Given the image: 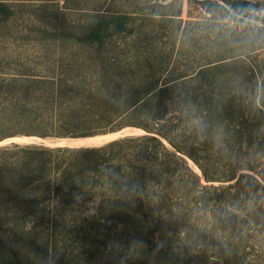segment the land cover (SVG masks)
I'll list each match as a JSON object with an SVG mask.
<instances>
[{
    "label": "trees",
    "instance_id": "trees-1",
    "mask_svg": "<svg viewBox=\"0 0 264 264\" xmlns=\"http://www.w3.org/2000/svg\"><path fill=\"white\" fill-rule=\"evenodd\" d=\"M189 4L229 23L249 17L254 7L241 0ZM183 8V0H162L147 16L176 23ZM261 31L256 40H241L248 55L264 52ZM146 44L129 45L94 31L62 39L33 74L0 73V142L19 135L88 138L125 127L145 132L81 149L0 146L2 221L54 223L97 203L98 195L205 190L188 159L208 185L227 183L222 189L237 194L250 192L244 190L248 184L264 191V170L255 166L264 163V86L230 82L226 74L240 70L227 72L226 58L190 72L178 67L175 55H146ZM248 65L253 78H263L264 67ZM254 239L262 243L264 230Z\"/></svg>",
    "mask_w": 264,
    "mask_h": 264
},
{
    "label": "rangeland",
    "instance_id": "rangeland-1",
    "mask_svg": "<svg viewBox=\"0 0 264 264\" xmlns=\"http://www.w3.org/2000/svg\"><path fill=\"white\" fill-rule=\"evenodd\" d=\"M158 1L0 0V73L33 74L62 39L97 31L129 45L145 40L146 55H175L178 67L190 72L226 58L227 72L240 70L226 74L230 82L264 86V74L253 78L248 65L253 61L257 69L264 67V52L249 56L250 48L241 41L261 37L264 0H241L254 7L249 17L231 23L201 15L189 0H183L182 21L147 16ZM260 137L264 143V134ZM4 141L0 146L9 143ZM188 163L208 186L205 190L98 195L97 203L54 223L19 225L0 219V264H264V241L254 239L264 230V191L248 184L244 190L250 192L237 194L222 189L227 183L208 185L199 168ZM260 165L264 170V163L255 164Z\"/></svg>",
    "mask_w": 264,
    "mask_h": 264
},
{
    "label": "water",
    "instance_id": "water-1",
    "mask_svg": "<svg viewBox=\"0 0 264 264\" xmlns=\"http://www.w3.org/2000/svg\"><path fill=\"white\" fill-rule=\"evenodd\" d=\"M134 130H139L142 132V134H136ZM119 133L121 135H118ZM143 134H145V132L138 129V128L125 127L123 129L119 130L118 132L107 134V135H111V136L116 135V137H114L113 139H111L110 141H108L104 144L94 145V146H78V147H75V146H69L68 147V146L61 144V142L63 140L73 139V138H41V137H35V136L19 135V136L5 140L4 142H9V143L6 145H2V146H8L11 144H15V145L41 146V147H48V148L62 147V148H69V149H81V148L101 147V146H104L108 143H111V142L119 140V139H123V138H127V137L140 136ZM37 141H42L43 143H38ZM1 143H3V142H1Z\"/></svg>",
    "mask_w": 264,
    "mask_h": 264
},
{
    "label": "bare ground",
    "instance_id": "bare-ground-1",
    "mask_svg": "<svg viewBox=\"0 0 264 264\" xmlns=\"http://www.w3.org/2000/svg\"><path fill=\"white\" fill-rule=\"evenodd\" d=\"M135 132L139 130H134ZM121 133V132H120ZM118 135H121V134ZM112 137L111 135H100V136H94V137H88V138H73V139H65L61 142L62 145L65 146H94V145H100L108 142ZM38 143H43L42 141H37Z\"/></svg>",
    "mask_w": 264,
    "mask_h": 264
}]
</instances>
